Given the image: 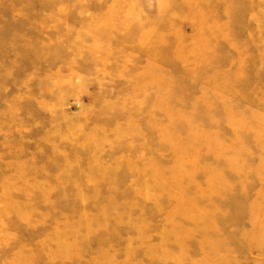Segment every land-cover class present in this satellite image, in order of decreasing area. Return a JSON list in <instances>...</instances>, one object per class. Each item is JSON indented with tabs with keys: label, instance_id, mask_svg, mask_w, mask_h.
Returning <instances> with one entry per match:
<instances>
[{
	"label": "rangeland",
	"instance_id": "rangeland-1",
	"mask_svg": "<svg viewBox=\"0 0 264 264\" xmlns=\"http://www.w3.org/2000/svg\"><path fill=\"white\" fill-rule=\"evenodd\" d=\"M0 264H264V0H0Z\"/></svg>",
	"mask_w": 264,
	"mask_h": 264
}]
</instances>
